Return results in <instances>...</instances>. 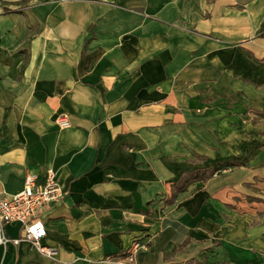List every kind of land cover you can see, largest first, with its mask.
I'll return each instance as SVG.
<instances>
[{"label": "crops", "instance_id": "0c3cea01", "mask_svg": "<svg viewBox=\"0 0 264 264\" xmlns=\"http://www.w3.org/2000/svg\"><path fill=\"white\" fill-rule=\"evenodd\" d=\"M48 168L0 264H264V0H0V193Z\"/></svg>", "mask_w": 264, "mask_h": 264}, {"label": "built area", "instance_id": "2783aa9c", "mask_svg": "<svg viewBox=\"0 0 264 264\" xmlns=\"http://www.w3.org/2000/svg\"><path fill=\"white\" fill-rule=\"evenodd\" d=\"M60 128L69 126L66 117L56 120ZM65 192L56 181V172L48 168L45 171L42 183L37 182V176L26 172L23 178V188L16 194L6 196L0 193V246L8 242L18 244L20 241L28 242L33 248L48 258H52L55 250L42 243L46 236L42 211L54 202L63 199ZM11 222L21 224V234L18 238L9 239L5 233V225ZM144 247L138 241H133L125 250L124 257L127 264L135 263V254Z\"/></svg>", "mask_w": 264, "mask_h": 264}, {"label": "trees", "instance_id": "16d2710c", "mask_svg": "<svg viewBox=\"0 0 264 264\" xmlns=\"http://www.w3.org/2000/svg\"><path fill=\"white\" fill-rule=\"evenodd\" d=\"M238 164L237 162H234V161H230V162H222V163H219V164H216L212 167H209V168H205L204 170L200 171V170H195L189 174H185L183 177H181V179L179 180V182L177 183V191L180 192L182 190L185 189L186 185L188 183H190L191 181H194V180H197V179H201L203 178L202 175H204L206 173V171L208 170L209 171V175L212 174V173H215L216 171L218 170H221L223 169L224 167L226 166H233V165H236ZM240 165H243V162H240L239 163Z\"/></svg>", "mask_w": 264, "mask_h": 264}]
</instances>
